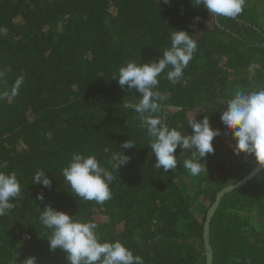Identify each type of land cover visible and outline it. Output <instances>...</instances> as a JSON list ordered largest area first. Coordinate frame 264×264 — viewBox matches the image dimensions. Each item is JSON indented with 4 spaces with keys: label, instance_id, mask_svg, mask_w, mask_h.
<instances>
[{
    "label": "trees",
    "instance_id": "16d2710c",
    "mask_svg": "<svg viewBox=\"0 0 264 264\" xmlns=\"http://www.w3.org/2000/svg\"><path fill=\"white\" fill-rule=\"evenodd\" d=\"M244 3L236 18L212 16L195 0H0V162L21 191L0 216V264H69L50 250L44 208L95 222L101 242L120 241L144 264H206L204 225L217 193L257 165L234 154L235 141L220 116L236 91L264 89V25L259 0ZM200 17L199 21L195 20ZM186 30L197 50L182 77L154 89L167 97L153 114L191 134L188 120L208 116L220 135L206 168L192 176V158L177 148L176 169L155 166L151 137L139 114L125 107L141 93L121 87L127 62L158 61L169 34ZM22 77L16 95L15 81ZM197 114V115H196ZM128 140L130 157L119 170L111 157ZM95 156L115 177L103 204L75 197L62 170L73 154ZM44 170L51 187L33 184ZM43 193L44 199H38ZM213 264H264V169L223 196L211 220Z\"/></svg>",
    "mask_w": 264,
    "mask_h": 264
},
{
    "label": "clouds",
    "instance_id": "9594fccd",
    "mask_svg": "<svg viewBox=\"0 0 264 264\" xmlns=\"http://www.w3.org/2000/svg\"><path fill=\"white\" fill-rule=\"evenodd\" d=\"M196 5H202L216 17L236 18L242 11L244 0H195ZM200 17H196L198 22ZM7 29L0 27V34H6ZM171 46L163 50L158 61L137 64L127 62L119 69L118 79L121 87L138 90L140 100L136 104L125 107L139 114L142 124L146 126L147 134L151 137L148 144L155 153V166L168 172L176 169L177 148L190 151L192 158L186 159L182 167L192 176H198L206 168V158L214 153L213 140L220 135L218 129L211 126L208 116L198 120L196 116L188 120L192 129L191 134L169 128L162 124L153 114L160 110L161 104L167 97L154 89L159 84L158 77L165 69L166 78L176 82L183 75V70L189 65L197 50V41L186 30H173L170 34ZM22 84V77L15 81L12 95H16ZM226 110L220 119L225 129L231 132L235 141L234 154L253 156L257 165L264 168V89L252 92L236 91L227 101ZM197 115V114H196ZM128 140L124 142L119 153L111 157L112 167L119 170L127 165L130 157L124 150L133 147ZM202 158L205 162H202ZM7 162H0V168H7ZM65 184L77 198L85 201H95L103 204L111 198L110 185L115 177L113 173L102 167L95 156L73 154L68 165L62 170ZM33 184L51 187L52 180L44 170H37L33 176ZM21 191L20 183L14 172L0 171V216L5 215L15 205ZM38 199L43 200V193ZM39 220L42 226L51 230L48 238L50 250L61 249L69 264H144L140 255L133 252L120 241L101 242L96 233L98 225L95 222H82L64 211L57 210L51 205L43 209ZM22 264H37L36 257L26 258Z\"/></svg>",
    "mask_w": 264,
    "mask_h": 264
},
{
    "label": "water",
    "instance_id": "95a60500",
    "mask_svg": "<svg viewBox=\"0 0 264 264\" xmlns=\"http://www.w3.org/2000/svg\"><path fill=\"white\" fill-rule=\"evenodd\" d=\"M262 169L264 168L260 167L259 165H256L252 169V171L248 175H246L244 178H242L241 180L235 183L227 185L226 187H224L217 193L216 199L207 213V217H206V221L204 225V244H205V252H206V264H213V249H212L211 242H210V226H211L212 217L214 216L217 208L219 207L221 199L228 192L244 185L247 181L252 179Z\"/></svg>",
    "mask_w": 264,
    "mask_h": 264
},
{
    "label": "rangeland",
    "instance_id": "374dc122",
    "mask_svg": "<svg viewBox=\"0 0 264 264\" xmlns=\"http://www.w3.org/2000/svg\"><path fill=\"white\" fill-rule=\"evenodd\" d=\"M249 2V0H244V3L250 4ZM259 6L261 7L260 12L262 13L261 21L264 25V0H259Z\"/></svg>",
    "mask_w": 264,
    "mask_h": 264
}]
</instances>
